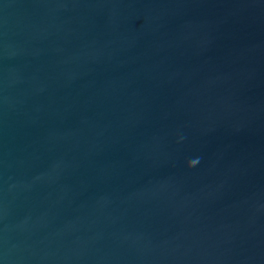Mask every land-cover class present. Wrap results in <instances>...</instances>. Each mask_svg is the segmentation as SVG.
I'll return each instance as SVG.
<instances>
[{
  "label": "water",
  "instance_id": "water-1",
  "mask_svg": "<svg viewBox=\"0 0 264 264\" xmlns=\"http://www.w3.org/2000/svg\"><path fill=\"white\" fill-rule=\"evenodd\" d=\"M0 264H264V0H0Z\"/></svg>",
  "mask_w": 264,
  "mask_h": 264
},
{
  "label": "clouds",
  "instance_id": "clouds-1",
  "mask_svg": "<svg viewBox=\"0 0 264 264\" xmlns=\"http://www.w3.org/2000/svg\"><path fill=\"white\" fill-rule=\"evenodd\" d=\"M196 163H197V161L194 160V161H192V162L190 163L189 166H190V167L195 166Z\"/></svg>",
  "mask_w": 264,
  "mask_h": 264
}]
</instances>
